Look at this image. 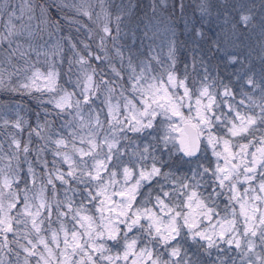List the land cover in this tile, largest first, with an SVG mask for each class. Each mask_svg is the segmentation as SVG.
Here are the masks:
<instances>
[{
    "label": "snow or ice",
    "instance_id": "6c2138e0",
    "mask_svg": "<svg viewBox=\"0 0 264 264\" xmlns=\"http://www.w3.org/2000/svg\"><path fill=\"white\" fill-rule=\"evenodd\" d=\"M97 3L100 12L91 0H0V47L7 45L0 87L40 108L34 126L3 120L17 131L0 141V264H20L21 252L23 264H264V0L256 23L244 5L234 6V20L213 0H173L171 8L152 0L144 39L161 29L171 35V64L158 75L151 63L158 58L150 51L140 59L125 42L130 36L135 44L133 0ZM221 19L210 37L206 27ZM180 22L191 46L182 76ZM72 29H87L82 47ZM256 29L259 51H238L239 37ZM202 45L219 61L215 70ZM33 54L37 63L44 57L47 72ZM93 59L112 76L105 79ZM33 135L42 143L33 146ZM173 164L188 171L177 175ZM29 178L33 188L40 184L31 196Z\"/></svg>",
    "mask_w": 264,
    "mask_h": 264
},
{
    "label": "trees",
    "instance_id": "16d2710c",
    "mask_svg": "<svg viewBox=\"0 0 264 264\" xmlns=\"http://www.w3.org/2000/svg\"><path fill=\"white\" fill-rule=\"evenodd\" d=\"M116 2L113 3L112 0H110L111 4H119L121 2V0H115ZM159 0H157L158 2ZM133 2L136 4V8L134 10V14L131 18V23L129 25H142V21L143 18L146 16V14L148 13L149 9L151 8V4H152V0H133ZM16 3L19 4V0H16ZM173 3V0H168V5L169 8H171V5ZM213 3H216L218 5H220V11L221 13H224L225 11H227L230 14V18L234 19V20H238L239 16H240V11H238L234 6L236 5H244V11L246 12L247 9L249 7L252 8V14H253V23H256L259 18H260V13H261V8H260V0H213ZM87 5V4H86ZM224 5H227V8L224 7ZM99 7V5H95V9H97ZM112 12L115 11L114 8L110 9ZM53 12H55V8L52 9ZM215 15V12H214ZM82 20L90 25L91 27L95 28L96 24H94L92 21L88 20V17H82ZM223 21L218 20L215 21L213 23V25L211 26V31L208 30V28L206 27V31H208V35L212 38H214L216 36V34L220 33L221 29L219 27L220 24H222ZM239 27H243V25H240ZM130 29V28H129ZM65 32H67V29H65ZM72 33L73 36L75 37V42L80 45V40L85 39L87 36V29H85L82 33H77L75 31V29H72ZM49 39L48 35L45 34L43 37V40L40 41L41 44L44 43V41H47ZM226 38L225 37H221V41L222 43L224 42ZM227 39L232 40L234 38H232L231 36L227 37ZM240 40H243V46L239 49H237L238 51H241L243 53H247L249 51H251L252 49H255L257 52L259 51L258 48V41L260 39L259 37V30L256 29L255 31H245V34L239 37ZM126 42V41H125ZM176 42H177V47H178V51L176 53V64H175V68L177 70V75H183L184 72V66L185 63H191V57L189 55V50H190V45H188L187 42V34L184 31V25L183 22H180L179 25L177 26L176 29ZM98 43V41H97ZM127 43V42H126ZM80 47H82V45H80ZM92 47L95 49L96 48V44H93ZM202 47L205 49V58L206 60L209 61V66L211 68H213V70H215V66L219 63V61L214 57V53L211 51H208V46L207 45H202ZM2 50H4L6 52L7 49V45H4L3 47H1ZM127 53V52H126ZM69 55H71V53H68ZM102 55V53H101ZM5 56H7V54H5ZM252 62L255 65V67L257 69H259L260 64H259V59L258 57L255 55V53H253L252 57ZM33 63H36V67L37 68H43L47 70L48 68V64L45 63L44 57L41 56L39 58V62L37 63V58L35 56V54L32 55L31 58ZM60 61H57V65H59ZM92 64L93 66H98V70L99 67H101L97 61H95V59L92 60ZM44 65V66H43ZM102 68V67H101ZM105 70V68H102ZM58 71H61L60 68H57ZM62 71H67V62L65 60V63L63 65V69ZM232 69L229 68L227 70L228 73H231ZM220 72L221 74H225V70L221 67L220 68ZM104 78L107 79V75L103 74ZM98 78V77H96ZM67 76L63 77V80H66ZM63 80L61 81V83L63 82ZM9 83V82H8ZM8 83H5L6 85ZM51 107V106H48ZM40 111V108L38 107V102L36 100H34L33 98H31L30 96H28L27 94H21L19 92H14L10 90V86L8 88L5 87H0V141H6L7 138V134L9 131H17L14 128H11L10 126L5 129L3 127V120H10V121H14L17 117L22 118L24 121H26L27 124H31V125H35L36 124V113ZM41 116H43V113L41 112ZM51 119V118H49ZM28 135H27V131L24 132L22 139L27 140ZM33 146H35L36 143H42V141H39L38 138L33 135ZM7 143H4V148L7 149ZM32 159H35V157H31ZM49 161V167H51V161L53 159V156L51 153L47 154L46 157ZM25 164L23 165L24 168ZM178 170V167L175 168ZM176 170V174L177 175H181L185 172H187L188 170ZM36 172L37 175L39 176L41 172H43V168L41 167H37L36 168ZM24 175V174H23ZM58 187H59V181L56 182ZM20 187L24 188V184L20 183ZM63 191V190H62ZM61 190L59 191V199H63V192ZM46 196L51 197V187H48L46 190ZM225 203H227L226 199L224 197L220 198L219 201V209H223ZM54 204V201H53ZM54 219V218H53ZM69 227H71V224L68 225ZM53 227H59L58 224L54 223ZM9 238L11 239V234L9 235ZM14 259V257H13ZM21 259V258H20Z\"/></svg>",
    "mask_w": 264,
    "mask_h": 264
},
{
    "label": "rangeland",
    "instance_id": "374dc122",
    "mask_svg": "<svg viewBox=\"0 0 264 264\" xmlns=\"http://www.w3.org/2000/svg\"><path fill=\"white\" fill-rule=\"evenodd\" d=\"M91 2L94 5H99L97 3V0H91ZM112 2L115 3L116 1L115 0H112ZM157 3H159V1ZM86 4H87V0H85V6H87ZM148 9H149V11L146 14V16L143 18L142 25L141 24L138 25V26L137 25H132V26L129 27L130 28L129 29L130 30V33L133 30L135 31V44H132V41H131L130 36H129V39L126 40V42L129 45H131L132 52L135 53V54H137V56L140 59H147L148 56H149V52L150 51H151L152 57H157L158 58V60L157 59H152V61H151L152 66L156 69V71L153 72L152 74L153 75H158L159 72L163 71L164 69H166L171 64V61L168 58L169 57V41L171 40V35L169 33H165L161 29V30H159V34L155 36V39L154 40L152 39V37H153L154 34L151 31H149V38L148 39H144L145 27L148 26V18L151 17V8H148ZM95 12H100V7H98L97 9H95ZM102 22L103 21H101V23ZM5 54H7V51L5 52L0 47V58H5L6 57ZM126 55H127V53H126ZM57 61H59L58 58L56 60V64H57ZM95 61H97V60H95ZM48 63L49 64L52 63L51 58L49 59ZM97 63L99 64L100 61H97ZM115 63H116V67L119 69V62L116 61ZM99 65L102 68H105V70L103 69V74H106L107 75V78H109V77L112 76L111 68L109 67V65L107 63H104V64H101L100 63ZM101 67H99V70L101 69ZM39 70L41 72H47L49 69L47 68V70L46 69L43 70V68L41 67V68H39ZM99 78L100 77L95 78V79H99ZM114 79H119V78H114ZM124 79L126 81L127 80V77L125 76ZM165 79H167L166 76H165ZM5 83H8L7 77H5ZM125 86H127V85H125ZM116 91H117V93H119L120 89L117 88ZM116 102L117 101L114 99L113 100V103L115 104ZM185 111H187V109H185ZM105 114H106V111H105ZM207 156H208L209 159H214L211 156V151L210 150L208 151ZM165 158L167 159V157H165ZM0 166H2V165H0ZM64 167L66 168V165ZM177 167H178V170H182V169L183 170H185V169L188 170V165H186V164H173V171L174 172H176L177 169H175V168H177ZM165 170H167V169H165ZM26 172H27V165L25 164V166H24V173H26ZM24 173H21V175H23ZM27 182H28L29 189H32V191L29 192V196L33 195L34 193H38L39 192V189H40V184L39 183H37L36 186H35V188H33L32 181H31L30 178L28 179ZM48 187H51V186H48ZM61 191H62V189H61ZM145 191H146V189H145ZM44 195L46 196V191L44 192ZM63 198H64V194H63ZM205 224H207V221H205ZM10 234L11 233H9V235ZM20 258H21L20 259V264H23L24 254L22 252H21ZM33 264H34V261H33Z\"/></svg>",
    "mask_w": 264,
    "mask_h": 264
}]
</instances>
